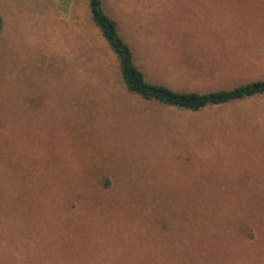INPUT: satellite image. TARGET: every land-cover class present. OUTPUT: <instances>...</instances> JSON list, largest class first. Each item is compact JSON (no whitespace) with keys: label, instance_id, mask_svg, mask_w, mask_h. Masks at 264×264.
Returning <instances> with one entry per match:
<instances>
[{"label":"rangeland","instance_id":"rangeland-1","mask_svg":"<svg viewBox=\"0 0 264 264\" xmlns=\"http://www.w3.org/2000/svg\"><path fill=\"white\" fill-rule=\"evenodd\" d=\"M150 83L264 77V0H102ZM0 264H264V96L129 94L86 0H0Z\"/></svg>","mask_w":264,"mask_h":264},{"label":"trees","instance_id":"trees-1","mask_svg":"<svg viewBox=\"0 0 264 264\" xmlns=\"http://www.w3.org/2000/svg\"><path fill=\"white\" fill-rule=\"evenodd\" d=\"M86 2L90 21L114 55L118 76L129 94L143 101L189 112H199L205 108L220 107L264 96V77L232 88L207 91H179L163 84L148 82L144 73L135 64L132 46L120 35L117 22L105 12L102 0ZM2 26L3 19L0 15V29Z\"/></svg>","mask_w":264,"mask_h":264}]
</instances>
